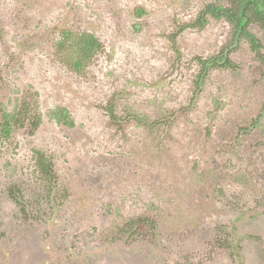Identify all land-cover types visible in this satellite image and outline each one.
I'll use <instances>...</instances> for the list:
<instances>
[{"label": "rangeland", "instance_id": "374dc122", "mask_svg": "<svg viewBox=\"0 0 264 264\" xmlns=\"http://www.w3.org/2000/svg\"><path fill=\"white\" fill-rule=\"evenodd\" d=\"M208 3L229 7L0 0V117L39 122L0 140V264H264V29L248 27L260 58L224 20L180 29L175 54L174 28ZM80 34L100 49L76 72ZM222 50L232 67L196 86L197 58Z\"/></svg>", "mask_w": 264, "mask_h": 264}, {"label": "trees", "instance_id": "16d2710c", "mask_svg": "<svg viewBox=\"0 0 264 264\" xmlns=\"http://www.w3.org/2000/svg\"><path fill=\"white\" fill-rule=\"evenodd\" d=\"M229 7H223L216 5L214 3H208L204 5L199 11L195 21L192 24L183 26L175 30L169 37L170 48L173 49L175 54L179 55V48L177 42L175 41L181 30L196 28L202 29L209 21L214 20H224L231 26V40L233 45L240 41L245 40L249 43L251 50L254 52L255 57L261 56V50L263 46L259 43V40L249 31L248 27L251 24H257L261 29H264V0H228ZM65 43H68L71 39L70 33L65 35ZM231 44V46H233ZM100 49V44L96 37L90 34H80L74 43V53L75 59L73 64L74 71L78 72L84 64L89 61L94 54H96ZM222 50L219 56L208 60H201L197 58V64L200 66V71L196 76L194 84L200 87L201 81L205 73L210 68H227L232 67L231 62L228 57L223 53ZM224 54V55H223ZM262 59V58H261ZM110 120L117 126L120 124V120L116 116L114 109L109 107L107 109ZM0 117V140L5 143L12 139L18 129L24 127L25 123H31L33 127H37L38 121L35 118L33 112H29L27 107L25 109L17 110L15 112H2ZM54 119L65 126L73 124L68 113L64 109L57 108V112L53 114ZM71 127V126H69ZM33 159L38 167L37 172L39 173L42 180H47L49 190H53L54 182L56 179L55 172L53 171V164L45 155L44 152L39 150L33 151ZM12 193V197L15 198V193ZM136 223V222H135ZM131 223V224H135ZM152 225V224H151ZM131 226V225H129ZM154 228V225H152ZM133 230L131 229L130 232ZM129 232V233H130Z\"/></svg>", "mask_w": 264, "mask_h": 264}]
</instances>
